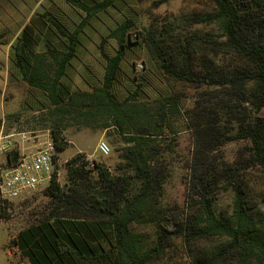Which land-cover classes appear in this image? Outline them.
I'll return each instance as SVG.
<instances>
[{
  "label": "trees",
  "instance_id": "obj_1",
  "mask_svg": "<svg viewBox=\"0 0 264 264\" xmlns=\"http://www.w3.org/2000/svg\"><path fill=\"white\" fill-rule=\"evenodd\" d=\"M64 1L83 12L79 23L70 30L45 11L43 23L50 29L45 35L27 24L11 44L9 75L47 98L55 158L69 146L65 125L113 126L124 142L119 155L123 166L117 173L96 159L88 166L85 154L77 152L64 163L63 185L56 164L43 190L48 212L10 243L30 264H158L177 240L190 249L188 260L179 264H264V194L253 195L244 173L249 168L264 172V0H211L214 10L184 21L185 31L166 23L141 36L164 75L208 85L200 91L193 122L202 162L193 167L184 208L164 207L159 200L166 176L155 141L168 127L169 114L179 111L176 98L168 94L150 103L136 101L143 83L125 99L113 92L128 48L139 38L132 37L133 20L126 18L110 30L117 47L112 55L101 49V83L89 90L73 88L70 71L81 33L89 19L115 0ZM196 22L216 23L219 32L193 31ZM57 34L65 38L59 45L52 36L59 41ZM199 50L204 54L200 64ZM218 54L237 63L216 66L210 56ZM234 122L236 131L228 135L233 128L228 124ZM229 139L244 140L246 146L237 159L219 163L212 152ZM17 155L12 152L9 161ZM220 187L233 192L230 210L216 207ZM7 209L9 202L0 205V218L8 217ZM142 226L153 229L149 242L139 232ZM212 238L220 242L210 248L199 245Z\"/></svg>",
  "mask_w": 264,
  "mask_h": 264
},
{
  "label": "rangeland",
  "instance_id": "obj_2",
  "mask_svg": "<svg viewBox=\"0 0 264 264\" xmlns=\"http://www.w3.org/2000/svg\"><path fill=\"white\" fill-rule=\"evenodd\" d=\"M214 10L211 0H115V5L106 11L98 13L89 19V24L81 33V44L77 50V57L73 58L71 65V84L73 88L89 90L92 86L99 85L104 72L105 61L101 49L109 55L116 51L115 39L109 32L119 22L126 18L133 20L130 28L135 43L131 44L125 55L113 86V92L119 99H125L138 85L142 90L137 94L136 101H147L172 94L178 102V112L169 114L168 127L156 139L155 144L160 150L162 165L165 169V179L159 200L162 206H177L184 208L187 202L188 184L195 164L202 162L197 155V138L193 122L195 120L196 102L200 91L207 89L205 83L191 82L174 79L164 75L157 67L143 42L141 36L148 30L159 29L162 24L173 25L177 30L189 28L183 25L190 22L193 15H203ZM45 11L55 15L63 25L72 30L82 18V11L65 2L64 0H0V131L11 133L29 131L38 134L41 138L49 133L51 118L47 114L46 106L49 104L44 94L26 84L19 76L9 75L11 44L20 34L22 28L30 24L35 30L45 35L50 29L43 23ZM184 26V27H183ZM191 30L199 33L219 32L216 23H193ZM55 44L59 45L63 35L57 34ZM58 41V42H57ZM43 40H41V43ZM61 46V45H60ZM39 48H42L39 45ZM203 51H198V63L203 58ZM216 66L231 65L236 62L234 58L222 54L210 56ZM237 63V62H236ZM200 64V63H199ZM196 67H198L196 65ZM137 74V80L134 75ZM5 77L7 81L5 82ZM210 87L209 89H212ZM247 113H250V104H245ZM6 113L16 116L7 118ZM225 118H223V121ZM233 127L228 135L235 133L236 123L228 124ZM65 138L73 140L72 144L59 155L58 181L67 182L64 163L77 152L85 154L88 166L93 159L105 164L113 173L119 172V165L123 166L119 155L124 142L117 130L108 128H89L74 124L65 125L63 129ZM100 139L106 140L111 152L108 156L101 155L97 148ZM246 146V141L229 139L223 145L215 148L212 155L217 161H232L238 158L239 150ZM82 151H77V148ZM247 180L252 185L255 197L264 194V172L257 168L244 171ZM233 192L220 187L217 193L216 207L230 210L232 207ZM50 201L42 191H38L27 199H16L9 202L8 217L0 218V264H30L27 256L20 251L10 239L15 237L20 230L36 221L48 212ZM139 232L148 238H154L150 226H142ZM175 246L166 249L163 259L158 264H179L188 260L190 249L187 245L177 240ZM220 239L212 238L199 242L203 248H210L218 244Z\"/></svg>",
  "mask_w": 264,
  "mask_h": 264
},
{
  "label": "built area",
  "instance_id": "obj_3",
  "mask_svg": "<svg viewBox=\"0 0 264 264\" xmlns=\"http://www.w3.org/2000/svg\"><path fill=\"white\" fill-rule=\"evenodd\" d=\"M96 148L103 156L111 152L109 143L100 139ZM18 153L9 161L12 152ZM59 166L50 132L42 138L29 131L0 133V205L16 199H27L44 190ZM57 176L59 169L56 170Z\"/></svg>",
  "mask_w": 264,
  "mask_h": 264
},
{
  "label": "crops",
  "instance_id": "obj_4",
  "mask_svg": "<svg viewBox=\"0 0 264 264\" xmlns=\"http://www.w3.org/2000/svg\"><path fill=\"white\" fill-rule=\"evenodd\" d=\"M7 81V77H5V82ZM1 133V131H0ZM73 143V140H69V144H72ZM77 151H82V148L78 147L77 148Z\"/></svg>",
  "mask_w": 264,
  "mask_h": 264
}]
</instances>
